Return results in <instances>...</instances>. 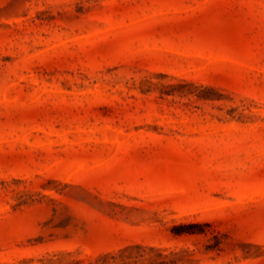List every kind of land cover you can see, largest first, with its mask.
Masks as SVG:
<instances>
[{
    "label": "rangeland",
    "instance_id": "obj_1",
    "mask_svg": "<svg viewBox=\"0 0 264 264\" xmlns=\"http://www.w3.org/2000/svg\"><path fill=\"white\" fill-rule=\"evenodd\" d=\"M0 264H264V0H0Z\"/></svg>",
    "mask_w": 264,
    "mask_h": 264
}]
</instances>
